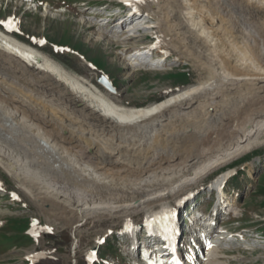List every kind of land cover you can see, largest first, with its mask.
I'll list each match as a JSON object with an SVG mask.
<instances>
[{
	"label": "bare ground",
	"instance_id": "obj_1",
	"mask_svg": "<svg viewBox=\"0 0 264 264\" xmlns=\"http://www.w3.org/2000/svg\"><path fill=\"white\" fill-rule=\"evenodd\" d=\"M124 1L136 6L119 22L127 33L142 7L141 0ZM150 5L161 39L192 61L199 79L141 106L117 103L94 79L76 76L0 29V166L52 213L64 215L71 229L88 219L100 221L104 213L143 206L154 230L165 214L170 222L176 208H155L157 202L181 193L264 135V0H151ZM233 10L250 26L248 33ZM115 23L116 17L110 24ZM125 40H115L116 47ZM141 137L147 142L140 143ZM22 162L41 178L48 174L52 184L33 190ZM228 176L222 172L213 184L221 187ZM183 204L184 197L178 209ZM128 216L133 220L134 212ZM132 230L127 224L125 232ZM216 250L205 264H220ZM88 251L91 257L94 251Z\"/></svg>",
	"mask_w": 264,
	"mask_h": 264
},
{
	"label": "rangeland",
	"instance_id": "obj_2",
	"mask_svg": "<svg viewBox=\"0 0 264 264\" xmlns=\"http://www.w3.org/2000/svg\"><path fill=\"white\" fill-rule=\"evenodd\" d=\"M150 3L151 0H141L140 17L134 13V24L126 28L127 33H122V23L110 24L115 17L118 19L122 0H0V29L14 21L15 30L4 29L6 33L9 32L29 47L39 49L76 76L94 79L96 85L105 87L106 90L103 89L116 98L117 103L141 106L163 99L199 79V72L192 61L161 39L163 35L152 15L154 10L151 5L147 7ZM94 12L102 15L116 13L117 16L111 17L106 25L105 20H100ZM127 14L124 17L120 15L121 22L126 20ZM232 16L248 33L250 26L248 28L244 24L243 17L234 10ZM118 39H126V46L123 44L117 48L115 40ZM141 44L158 45L154 62H161L162 56L168 53L166 67L142 69L128 64V49ZM136 50L138 54H133L134 57H144L140 49L136 47ZM97 73L111 86H104L98 81ZM258 141L209 170L195 183L183 188L181 193H175L155 206L176 205L183 197L186 202L197 194L203 208L208 198L207 192L211 191L215 179L222 172H228L225 204L226 210L232 209L233 213L226 214L222 208L219 209L218 220L222 226L218 227L221 230L227 227L233 234L219 239L222 247L214 253L218 255L220 264H264V135ZM139 142L147 141L141 137ZM22 164L26 166L23 169L33 190L36 186L43 191L52 184L48 174L41 178L34 167L24 162ZM21 186L22 183L9 176L0 166V264H135L130 254V244L134 236L143 234L142 225L149 212L148 207L140 206L135 211L109 215L104 213L100 221L92 223L88 219L71 229L64 215L58 211L52 213ZM212 208L210 205L205 207L207 212ZM130 212H134L133 220L128 216ZM31 222L39 227L36 237H32L28 231ZM127 224L133 230L125 233ZM44 225L50 231L42 232ZM88 250H94L99 258L92 260ZM31 251L39 254L33 262L28 255Z\"/></svg>",
	"mask_w": 264,
	"mask_h": 264
},
{
	"label": "snow or ice",
	"instance_id": "obj_3",
	"mask_svg": "<svg viewBox=\"0 0 264 264\" xmlns=\"http://www.w3.org/2000/svg\"><path fill=\"white\" fill-rule=\"evenodd\" d=\"M5 26L11 29V27H12V23H11V22H9V23H8V24H6ZM49 231H50V229H49Z\"/></svg>",
	"mask_w": 264,
	"mask_h": 264
}]
</instances>
